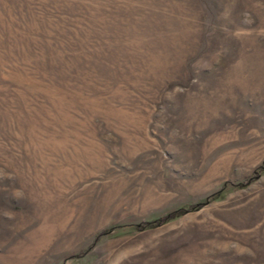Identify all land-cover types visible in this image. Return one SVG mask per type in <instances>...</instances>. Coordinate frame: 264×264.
<instances>
[{"label": "rangeland", "instance_id": "374dc122", "mask_svg": "<svg viewBox=\"0 0 264 264\" xmlns=\"http://www.w3.org/2000/svg\"><path fill=\"white\" fill-rule=\"evenodd\" d=\"M0 264H264V0H0Z\"/></svg>", "mask_w": 264, "mask_h": 264}, {"label": "trees", "instance_id": "16d2710c", "mask_svg": "<svg viewBox=\"0 0 264 264\" xmlns=\"http://www.w3.org/2000/svg\"><path fill=\"white\" fill-rule=\"evenodd\" d=\"M192 206H189V208H191ZM188 209H185V208H178V209H175L171 212H169L168 214L162 216V217H159L155 220H151V221H145L143 222V226H147V225H153V224H159V223H162L168 219H172L174 217H177L179 215H181L182 213H184L185 211H187ZM102 234V232L100 233Z\"/></svg>", "mask_w": 264, "mask_h": 264}]
</instances>
